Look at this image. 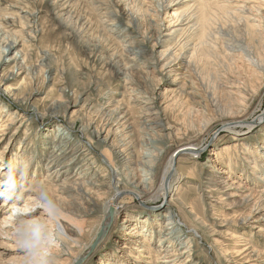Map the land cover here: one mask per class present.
Masks as SVG:
<instances>
[{"label": "rangeland", "instance_id": "rangeland-1", "mask_svg": "<svg viewBox=\"0 0 264 264\" xmlns=\"http://www.w3.org/2000/svg\"><path fill=\"white\" fill-rule=\"evenodd\" d=\"M263 2V0H250L247 4L244 0H0V14L6 16L9 22V26H0V28L3 33H6V38L17 40L19 45L11 57L17 58L21 65L20 68L15 64L4 68L0 73V83L4 88H17L23 85L21 86L22 91L16 93L15 99L0 92V100L5 110L8 111L4 112L0 118L4 123L0 125H7V130L0 143V154L6 152L5 165L0 169V176L2 172L9 171L14 181V186L9 187L13 191L8 192L11 196L7 205L14 199H20L21 205H24L25 202L30 201L29 199L48 196L51 199L62 201L63 206L69 208L70 199L60 194V180L54 176L50 177L46 169L47 152H50L64 137L72 136L76 139L79 136L81 145H84L87 143V137L81 133L83 129L88 132L105 129L110 133L108 134L109 146L113 149L124 150L126 153L125 157L115 160L123 183L121 189L131 196L128 199L127 195H124L121 198L124 201H119L124 202L125 213L115 224L113 212V219L108 226L110 230L104 228V232L109 230V233L100 244H98L100 235L95 242L92 240L96 234L95 229L101 224L102 215L97 213L92 216L87 222L89 232L86 230V237L79 239L80 248L73 251L74 256H72L73 253L70 256L63 251L62 256L58 254L59 257L54 252L58 264L59 262L70 264L72 257L82 254H85L83 256L85 264H107V258L114 256L116 251L119 252L118 258L125 260L126 256L123 255L125 252L121 254L123 246L116 248L112 242L116 241L114 234L130 214L143 217L150 211L160 209L164 215H167L171 210L178 213L182 207L183 217H180L181 214L179 217L184 224L181 225L185 236L193 239L194 263L264 264V80L256 74L250 80V69L246 64H244L245 67L240 60L238 61L237 72L242 76L241 78L248 85L250 81L249 86L254 90L262 87L250 103L252 108L248 122L256 129L250 131L247 126H244L227 130L217 118L222 112L228 113L230 108L237 110V101L229 94V84L232 82L231 75L233 74L228 73V75L217 62V58L211 57L209 61L201 58L202 48L198 47V24L205 13L219 20V22L217 20V24L221 26H217L219 29L228 31L226 29L230 30L233 26L232 22L226 19L227 5L236 10L246 4L249 12L246 11L245 16L257 20L264 17ZM222 7H225V10ZM258 9L260 12H257ZM129 13H134L133 16L138 22L133 27V31L139 32L132 33L133 31L126 29L127 21L131 20L128 17ZM174 15L181 17L178 23H175ZM171 21L176 26L172 25V30L164 31ZM162 25L165 28H162ZM254 25L258 26L259 23L255 22ZM142 37L145 39L144 43H140ZM247 44L250 45L249 40ZM255 48L254 45L253 48L251 46L250 56L256 58ZM193 54L196 56L195 59L191 57L194 56ZM192 58L195 61H192ZM245 60V62L250 61ZM169 61L173 63L169 64ZM188 61L192 62L191 75L194 76L193 78H190L185 70L189 64ZM21 72L22 75L16 81L5 85L3 79L10 78L12 73L18 75ZM190 81H194L193 86ZM190 87L195 88L193 90L194 100L203 103L205 108L194 110L193 100L191 99V102L188 96ZM214 100L215 103L218 102L220 110L213 108ZM152 103H155L153 106L155 110L150 108ZM55 107L59 118L51 115L53 113L51 109ZM153 120L172 126L185 140L200 138L202 140L197 139V142L205 145L199 157H196L197 159H192L188 155L176 158L178 163H176V168L182 178L178 185V192L173 199L170 197L153 198L146 195L139 199L133 193L142 194V191L133 189L131 183H128L132 178L140 181V174L137 170L148 148L147 144L150 143L148 140L152 138L156 141L158 132L155 130L152 133L154 130L149 122ZM70 126L75 128L73 132L68 130ZM105 137L106 134L101 140ZM10 138L14 144H10L12 147L10 151H5L4 147ZM27 138L29 139L28 142L26 141L28 143L27 155L30 156L31 153L35 155L32 157L33 163H30L23 174L24 164L18 166L19 168L11 167L10 161H12L13 154L20 152L18 148ZM181 141L183 140L177 138L174 141L167 140L166 145L163 142L166 154L170 156ZM98 145L97 143L92 148V158L88 157V163L96 171L99 170V176H101L99 178L103 179L101 182L106 184L107 181L103 177L106 173L102 170L103 162L99 160ZM19 156L21 157L20 154ZM254 166L261 167V169H254ZM213 168L216 171L210 174ZM70 174L75 176L74 180L69 182L72 185L71 183L78 180L79 174H76L75 168ZM211 175L215 176L212 179H216L218 184L227 182L226 191L216 189H214L216 191H211L205 188L207 178ZM65 178L66 175L62 177V180ZM84 180L87 181V179ZM5 198L6 196L0 198V222L9 212L10 206H3L6 203ZM43 210V207L37 205L30 210V215L26 220L31 223L37 222ZM249 215L252 218L249 220L250 223L258 219L262 220L258 223L261 226L260 233L253 228L252 224L251 226L243 222L239 224L238 221L241 218H247ZM165 222L166 218L163 217V222L157 230L162 228ZM90 226L93 227L90 228ZM193 229L198 234L193 235ZM32 230L33 228H30L28 235L25 236L33 246L32 255L29 256L25 255L19 247L18 239L21 233L14 232L15 229L12 228L6 229L5 232L8 235L0 236V264H26V261L35 264L40 260L38 256L41 254V248L35 240L36 232ZM156 242L150 248L145 246L144 249H151L154 252ZM226 252L230 253L226 254ZM150 259L151 261L143 258L142 261L145 262L144 264H160L155 256ZM147 261L151 263H146Z\"/></svg>", "mask_w": 264, "mask_h": 264}, {"label": "bare ground", "instance_id": "bare-ground-1", "mask_svg": "<svg viewBox=\"0 0 264 264\" xmlns=\"http://www.w3.org/2000/svg\"><path fill=\"white\" fill-rule=\"evenodd\" d=\"M249 1L250 0H244V3L248 4ZM250 3H252V2H250ZM254 3H255V1H254ZM261 5H262V3H261ZM261 5H260V10L262 7ZM227 7L226 8L222 7V8L226 9V10L224 9L225 14H227L228 16H226V15L225 16L229 22H232L231 25L233 27H231V29H233V30L226 29L228 31H225L224 29L222 30V28L219 29L218 27H221V26H219L220 24L219 25L217 24L218 19L216 20V17H210L209 14L205 13L204 17L201 18V22L198 24V29H199L198 30L199 31L198 47H199V49L202 48L201 49L202 52L200 50L201 58H205L204 60H206V61H209L211 59V57H213V59L217 58L218 59L217 62L219 64H221L220 66H222L224 71L227 74L228 73L233 74V75H231L232 76V82H230L228 80L227 81L230 82V84H229L230 93L229 94H230V96L232 95L235 98V100L237 101L236 102L234 100L237 103V110L235 109L236 111H234V110H232V108H230L228 113L222 112V114L219 115V118H217L218 122L223 124V128H227V130H233V129H238L241 127L243 128L244 126H247V128L250 131H253L256 128H254L253 127L254 125H250L248 122V117L251 113V108H252L250 103L259 94V90L262 87L260 89H256V88H255V90L252 89V87L249 86L251 84V82L248 81L249 82V85H248V83L245 82V80L243 78H241L242 76H240V74H238L237 64H238L239 60H240V62H242L243 66H245L244 64H246V66L252 72V73L250 72V75H249L250 80H251V78L255 77L254 74L259 75V78L261 80H264V17H260L257 20L254 19L255 21L252 20L251 17H246L245 16V14L247 13L246 11L249 12V10H248L249 8H247L246 4L238 7L236 10L229 8L228 5H227ZM260 10L258 9L257 12H260ZM133 14H131V13L128 14V17L131 20L127 21L128 26H126V29H129L130 31H133V27H135L136 24L138 23L135 20ZM174 17H175V15H174ZM175 18H176V19H174L175 23L176 22L178 23L180 21L181 17L176 16ZM117 20H115V21H117ZM182 21H185V19H182ZM224 21H226V20H224ZM218 22H219V20H218ZM255 22H258L259 25L258 26L254 25ZM175 23L173 21H171L169 23L168 28L167 27L165 28L164 25H162L163 26L162 28L166 29L164 31H170V30H172L171 26L175 25ZM227 24L228 23L226 22V25ZM222 25H223V23H222ZM0 26H4V27L9 26V22H7L6 16H3L1 14H0ZM175 26H174V28H175ZM223 27H225V26L223 25ZM120 28H121V26H120ZM158 29H159V27H158ZM160 30H162V29H160ZM112 32H114V31H112ZM135 32L133 31L132 33H135ZM137 32H139V31H137ZM161 32H163V31H161ZM5 34L6 33H3L2 29L0 28V73L4 70V68L9 67L12 64H15V66H17L19 68L21 67V65L19 64L20 63L19 60L15 57H11L12 53L18 47L19 44H18V42H16L17 40H10L8 37L6 38ZM168 35H169V33H168ZM119 36H121V35H119ZM165 36H166V34H165ZM138 37H140V36L138 35ZM159 37L160 36H158V38ZM130 38H131V36H130ZM149 39H150V37H149ZM248 40H249L250 45L252 44L251 45L252 48H253V45H254V48L256 47L255 48L256 52H254L255 50L253 51L254 53H256L255 54L256 58L250 56V53L252 54V52H250L251 46L247 44ZM126 41H127V39H126ZM140 41H141L140 43H142V42L144 43L145 42L144 37H142V39ZM129 44L130 43H128V45ZM160 45H161V43H160ZM162 45H163V43H162ZM125 46H124V48H125ZM137 46L140 47V45H137ZM129 47H131V46H129ZM140 51H141V49H140ZM142 53L144 55V52H142ZM191 57L194 58L196 56L194 55ZM193 58H192V61H195V60H193ZM128 59H130V58H128ZM133 59H135V58H133ZM245 59H249L250 61L245 62L246 61ZM24 60H26V57H24ZM170 62L173 63L172 61H169V64H171ZM218 63H216V64H218ZM167 64H168V62H167ZM145 65L148 66V64H145ZM157 65H158V63H157ZM193 67H195L194 64H193ZM239 68L241 70V66H239ZM183 69H184V67H183ZM191 69H192V62H189L188 66L186 67L185 70H186V73H188V76L190 78H193L194 76L191 75L192 74ZM137 70H139V69H137ZM130 71H132V70H130ZM243 71H244V69H243ZM222 73H223V71H222ZM245 74H243V75H245ZM21 75H22V72H21V74L18 73V75H15L12 73L10 78L7 77V78L3 79V82L6 83L5 85H7L13 81H16L18 79V77H20ZM120 76H122V74ZM255 79L259 80L257 78H255ZM191 84L193 86L194 81L191 82ZM21 86H23V85L21 84V85L17 86V88H11V87L10 88L9 87L4 88L2 83H0V92L2 91L7 97H9L11 99H15L16 93L21 90ZM194 89L195 88L190 87L189 91L188 90L187 91H188V96H189L190 100L191 99L193 100V102H192V100H191V102L195 106L194 110L198 111L199 108L203 107V103H200V102L194 100V98H193V95H194L193 90ZM212 100H213V97H212ZM234 101H233V103H235ZM213 102L215 103V100ZM154 105H155V103H152L150 105V108L152 110H155V107H153ZM210 105H212V104L210 103ZM203 108H205V106ZM213 108H216V110L219 108L218 110H220V107H219V104L217 101L214 104ZM51 110L53 111V113L51 115L59 118V116H58L59 114L56 110V107L52 108ZM146 110H148V109H146ZM4 112L6 113L8 111L5 110V108L3 107V104L0 100V118ZM154 113H156V111H154ZM153 115L156 116V114H153ZM159 115H158V117H159ZM2 120L0 119V124L3 123ZM214 121H216L215 118H214ZM149 122L151 123V126L153 127V130H154L153 132L152 131H150V132L154 133L155 130L158 132V134L156 136V141L152 140V138H151V140H148V142H150V143L147 144L148 148L145 150L146 153L143 154L144 156L142 157V161L139 164V170H137L140 174V181L135 180V178L134 179L132 178L133 182L131 180L128 183L129 184L131 183V185H132L131 187L133 189H136L140 192L142 191V194L133 193L134 196L136 195V197H138L139 199H142L143 195H146L148 197H153V198L162 197V198L166 199V198L170 197L171 199H173V198H175L176 193L178 192V187H179L178 185L180 184V179L182 178V176L180 175L179 171L176 168V163H177L176 158L179 156H182V155H188L192 159H197L200 155V151L202 149H204L205 145L197 142L198 141L197 139H200V138H197L196 140H194V139L189 140V138H187V140L183 139L182 136L178 135L179 131L175 130L172 126L158 122V120L157 121L153 120V121H149ZM211 122L213 123V121H211ZM204 126H206V124ZM208 126H207V129L210 130V127L208 128ZM74 129L75 128H73V126H70V128L68 130L70 132H73ZM149 129H150V127H149ZM203 129H205V128H203ZM251 129H253V130H251ZM5 130H7V125H5V126L0 125V143L2 141V138L5 135L4 134ZM202 132L204 133L206 131H202ZM81 133L82 134L84 133L83 136L87 137L86 138L87 139L86 144L81 145V143H80L81 140H80V138H78L79 136L76 139L72 138V136L71 137L68 136V137L62 138L61 139L62 141L59 142L53 149H51L50 152H47V154H46V156L48 155V159H47L48 162L46 164V169L49 172L48 175L50 177L54 176L55 178H58L60 180L59 182L61 183L60 184L61 196L62 197L66 196L67 198L70 199V202H69L70 204H68L69 205L68 209L66 208V206L65 207L63 206V204L61 203L62 201L61 202H60V200L57 201V199H55V198L54 199L56 201H54L53 198L51 199L48 196L47 197L44 196L43 198L38 197V199H29L30 201L27 203L25 202L24 205H21L20 199H14V200L11 199L12 201H10V203L7 205V201L10 200V196H11V195H8V192L13 191V189L10 190L9 187L14 186L13 185L14 181L12 180V175L10 174V172L6 171L7 168H6V170H3L6 172L1 173L2 175L0 176V188H1L0 189V198L2 199L6 196V198L4 200L6 203H4L3 206H10V207L8 208V211H9L8 214L0 222V236L2 237V235H4V234L8 235L5 232L7 228L15 229L14 232L23 233L24 236H26V235H28L30 228H33L32 231L36 232L35 233L36 235H34L36 243H37V245H40V248H41V252H40L41 254L38 256L40 260L36 261L35 264H58V261H56L57 260L56 254L54 252H56L57 255L59 254L60 256H62L61 255L62 252L65 251V252H67L68 255H70L73 253V251L76 248H80V240L79 239L84 237L88 231L87 230V228H88L87 222L90 220V218L92 216H94L97 213H100L102 215L101 216L102 220H101V224L98 225L97 229H95L96 234H95L92 242H95L96 238L100 235V237H99L100 240H99L98 244L102 243L106 239V237L109 233V230H110L108 228V226L105 227L103 225V221H104L106 214L108 213L110 208H113L114 209V220H113V222H115V224H117V221L119 220V218L121 216H123V214L126 211L125 210L126 206H125V204H123L124 202L121 203L119 201L123 200L121 198L124 195H127L128 199L131 198L130 194L125 193L124 190L121 189L123 183H122L121 176L119 173V168L117 167V164L115 163L116 159H119V158L126 156V153L124 152V150L113 149L111 146H109V135L108 134H110V133H108L107 130H105V129L104 130H98V131H92V132L91 131L88 132V131H86V129L85 130L83 129V131ZM182 133H184V132H182ZM104 134H106V137L103 140H101V138L103 137ZM145 134L148 135V133H145ZM180 134H181V132H180ZM65 135H68V134H65ZM150 135L152 137V134H150ZM181 135H183V134H181ZM177 138H179V140H183V141L178 143L177 149L175 148L176 150H174V152L169 156V154H166L165 147L162 145V143L163 142L167 143V140L168 141H174ZM145 140H143V141H145ZM200 140H202V139H200ZM26 141L28 142L29 139L27 138V140L26 139L23 140V143L18 148V151H20V152L13 154L12 161H10L12 163L11 167L17 168L21 164L22 165L24 164L23 165L24 171L22 169L23 174H25L30 163L33 161L32 157L35 155L34 153H31L30 156L27 155L28 154V152H27L28 151V149H27L28 143ZM176 141H178V140H176ZM46 142H48V141H46ZM11 143L14 144V142H12V138H10V141L8 142L6 147H4L5 151H7V150L10 151V149L12 148L10 146ZM97 143L99 144L98 145V147H99L98 153L100 155L99 160H101L103 162V169L102 170H104V172L106 173V175L103 176V177H105V180L107 181V182L104 181V182H106V184L101 182L103 179L100 180V178H99V177H101V176H99V170L96 171V169L95 168L93 169L88 163V161H89L88 157H91L93 154L92 148L95 147V145ZM166 143H165V145H166ZM258 153H260V152H258ZM19 154L21 155V157L19 156ZM0 155H1L0 156V160H1L0 169H2V166L5 165L4 157L6 155V152L1 153ZM95 157L96 156H94V158ZM96 159H95V161H96ZM126 160H125V162H126ZM92 162H94V160ZM9 166H10V164H9ZM74 168H75L76 174L77 175L79 174V177L77 178L78 180H75V182L71 183L72 185H70L69 182L73 181L75 178V176L70 174V172ZM253 168L259 169V170L261 169V167H257V166H254ZM213 169L214 170L210 171V174L214 173V171H216L215 168H213ZM261 171L263 172V170H261ZM138 172H137V174H138ZM65 175H66V178L64 180H62V177ZM212 177H215V176L211 175L207 178L205 188H208L211 191H213L214 189H216L217 191H226L225 185L227 182H225L223 180L224 182H222L221 184H218L217 180L212 179ZM84 179H87V181H85ZM127 181H128V179H127ZM216 190H214V191H216ZM129 193H131V192H129ZM209 193H211V192H209ZM211 194H213V193H211ZM103 196H105V198H103ZM37 205L43 207L44 210L41 211V216H39V219H37V222L31 223L30 221H27L26 219L30 215V210H33V208H35ZM181 205L184 206V204H181ZM192 211L194 212V209ZM192 211H190V213H192V215H193ZM183 212H184V210L182 207V209L180 211H178V213L176 211L171 210L168 212L167 215H164L160 209L150 211L146 215H144L143 217L135 216L134 214H130L128 216V219L118 229L117 233L114 234V235H116L115 236L116 241L114 240L112 242V244L116 248L123 246L121 254L123 252H125V253H123V255L126 256V259L124 258L125 260H123V258H121L122 259L121 260L120 258H118L119 252L116 251L115 252L116 256L114 254V256H109L107 258V264H128V262H130V264H141V262L143 263V261H142L143 258L151 261L150 258H152L153 256H155L157 258V262L160 264H184V263L196 264V263H194L195 257L193 258V255H192V253L194 251V250L192 251V245H193L192 240L193 239L190 236L186 237L185 236L186 234H184L183 229H182L181 224H183V222L180 219V217H183L182 216ZM180 214H181V216H180ZM163 217L166 218V222L164 223V226H162V228L157 230L158 226L163 222ZM250 219H252L251 215H249L247 218H244V219L241 218L238 222H239V224H240V222L241 223L243 222L244 224H246L248 226H251L250 224H252L253 228L256 231H259V233H260L261 232V226L258 223H261L262 220L258 219L257 221L250 223V221H249ZM184 220H185V216H184ZM89 225H91V224H89ZM91 227H93V226H90V228ZM104 228L106 230L107 229H109V230L107 232H104ZM187 229L190 230L191 228L187 227ZM126 231H128V232H126ZM16 233H14V234H16ZM192 233H193V235L198 234V232L195 229H193ZM263 238H264V235H263ZM183 239H185L184 242H183ZM155 241H157V242L155 244L156 250L154 252H152L151 249H148V250L144 249L145 246H148L149 248H150V246H153ZM69 243H71V244H69ZM84 245H85V243H84ZM87 250H88V248H87ZM87 250H86V252H87ZM80 251H81V249H80ZM236 252H238V251H236ZM240 252H239V254H241ZM229 253L230 252H228V253L226 252V254H229ZM246 253H247V251H246ZM84 255L85 254L78 255L76 257H72L73 258L72 261H69L70 264H85V261L83 260ZM260 255H261V253H260ZM72 256H74V253ZM221 258H222V256H221ZM183 259H184V261L187 259L186 262L182 261ZM249 259H251V258H249ZM150 261H147L146 263H149ZM60 263L62 264V262H59V264Z\"/></svg>", "mask_w": 264, "mask_h": 264}, {"label": "clouds", "instance_id": "clouds-1", "mask_svg": "<svg viewBox=\"0 0 264 264\" xmlns=\"http://www.w3.org/2000/svg\"><path fill=\"white\" fill-rule=\"evenodd\" d=\"M19 247L23 250L25 255H32V244L29 242L27 238H25L24 234H20V238L18 239ZM26 264H34V262L26 261Z\"/></svg>", "mask_w": 264, "mask_h": 264}, {"label": "water", "instance_id": "water-1", "mask_svg": "<svg viewBox=\"0 0 264 264\" xmlns=\"http://www.w3.org/2000/svg\"><path fill=\"white\" fill-rule=\"evenodd\" d=\"M113 212H114L113 208H110L108 216H107V218H106V220L104 222V226L105 227L109 226V224L111 223V221L113 219Z\"/></svg>", "mask_w": 264, "mask_h": 264}]
</instances>
